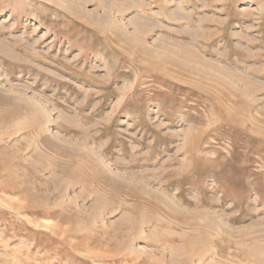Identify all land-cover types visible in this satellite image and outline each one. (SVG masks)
Returning <instances> with one entry per match:
<instances>
[{"label": "rangeland", "instance_id": "1", "mask_svg": "<svg viewBox=\"0 0 264 264\" xmlns=\"http://www.w3.org/2000/svg\"><path fill=\"white\" fill-rule=\"evenodd\" d=\"M0 264H264V0H0Z\"/></svg>", "mask_w": 264, "mask_h": 264}]
</instances>
